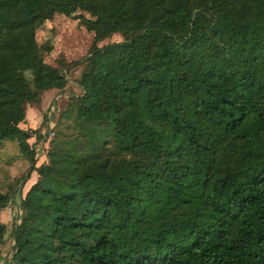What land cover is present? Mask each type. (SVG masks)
I'll return each mask as SVG.
<instances>
[{
    "label": "trees",
    "instance_id": "1",
    "mask_svg": "<svg viewBox=\"0 0 264 264\" xmlns=\"http://www.w3.org/2000/svg\"><path fill=\"white\" fill-rule=\"evenodd\" d=\"M76 7L100 38L128 35L84 60L82 145L36 167L24 106L66 78L34 28ZM5 139L38 174L14 218L15 264H264V0H0ZM109 144L150 158L112 162Z\"/></svg>",
    "mask_w": 264,
    "mask_h": 264
},
{
    "label": "rangeland",
    "instance_id": "2",
    "mask_svg": "<svg viewBox=\"0 0 264 264\" xmlns=\"http://www.w3.org/2000/svg\"><path fill=\"white\" fill-rule=\"evenodd\" d=\"M127 35V30H120L100 38L97 17L80 7L70 13L57 12L35 26L34 40L43 64L59 70L66 78L62 89L43 91L37 103H26L24 106L25 119L19 126L24 130H36L28 139L35 151L36 167L49 162L50 152L77 148L82 134L75 121V102L83 93L79 78L85 68L84 60L94 47L121 42ZM104 157L112 162L128 159L145 161L150 158L148 155L118 154L110 144ZM37 179V172L30 170V161L26 154L20 152L17 142L1 140L0 192L9 194L11 200L4 206L0 205V223L7 228L0 247V264H15L11 260L15 246L12 236L14 218L19 221L21 200Z\"/></svg>",
    "mask_w": 264,
    "mask_h": 264
},
{
    "label": "water",
    "instance_id": "3",
    "mask_svg": "<svg viewBox=\"0 0 264 264\" xmlns=\"http://www.w3.org/2000/svg\"><path fill=\"white\" fill-rule=\"evenodd\" d=\"M15 225H16V223L14 222V223H13V228L15 227ZM15 243H16V240H15V237H14L13 245H15Z\"/></svg>",
    "mask_w": 264,
    "mask_h": 264
},
{
    "label": "crops",
    "instance_id": "4",
    "mask_svg": "<svg viewBox=\"0 0 264 264\" xmlns=\"http://www.w3.org/2000/svg\"><path fill=\"white\" fill-rule=\"evenodd\" d=\"M54 90H55V89H54ZM54 90H53V91H54ZM22 129H23V128H22Z\"/></svg>",
    "mask_w": 264,
    "mask_h": 264
}]
</instances>
